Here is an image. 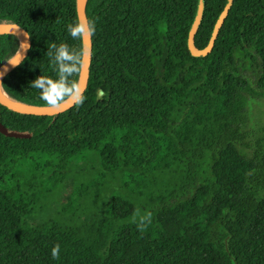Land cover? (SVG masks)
<instances>
[{
  "label": "trees",
  "instance_id": "trees-1",
  "mask_svg": "<svg viewBox=\"0 0 264 264\" xmlns=\"http://www.w3.org/2000/svg\"><path fill=\"white\" fill-rule=\"evenodd\" d=\"M227 2L206 0L198 47ZM198 3L87 0L83 103L0 104V121L29 134L0 131V264H264V124L250 109L264 97V0H234L203 57L188 46ZM77 19V0H0V24L34 41L3 83L11 99L46 106L29 82L56 78L51 44L84 50L67 31ZM20 46L0 35V68Z\"/></svg>",
  "mask_w": 264,
  "mask_h": 264
},
{
  "label": "water",
  "instance_id": "water-1",
  "mask_svg": "<svg viewBox=\"0 0 264 264\" xmlns=\"http://www.w3.org/2000/svg\"><path fill=\"white\" fill-rule=\"evenodd\" d=\"M234 0H228L224 10L220 13L217 22L215 24L211 39L207 46L200 48L196 44V35L200 29V26L203 22L205 10H206V0H199L197 12L190 28L188 46L193 56L203 57L208 55L214 48L216 40L219 36L220 30L222 29L230 10L233 6ZM78 12L80 16V21L87 23L90 21L88 12H87V0H77ZM3 25L0 27V35H15L20 38V41L25 42V47L18 50L15 56L22 55V59L18 64L13 66L9 62H7L4 66L0 68V104L7 107L10 110L29 115H56L62 113L66 110L71 109L76 105V103L68 99L66 100L59 109H52L48 106H30L20 102H17L11 99L3 88V83L7 76L14 71L17 67H19L28 57L30 52L34 47V41L32 39L31 33L16 24H0ZM84 40V61L85 64L82 70V76L80 79L79 86L82 90V94L84 96L90 82L91 73H92V48H93V40L92 34H85L83 37ZM26 48V49H25ZM14 56V57H15ZM3 93H5L10 100L4 98ZM0 131L9 137H28L29 134L23 133L17 130L9 129L5 124L0 121Z\"/></svg>",
  "mask_w": 264,
  "mask_h": 264
},
{
  "label": "clouds",
  "instance_id": "clouds-1",
  "mask_svg": "<svg viewBox=\"0 0 264 264\" xmlns=\"http://www.w3.org/2000/svg\"><path fill=\"white\" fill-rule=\"evenodd\" d=\"M95 30L94 22L89 21L87 25L77 19L74 23L69 24L67 31L73 39H82L85 34L91 35ZM26 49V48H25ZM49 57L55 65L56 78L39 75L29 82V87L40 90L39 98L46 106L52 109H59L68 99L73 100L76 104L83 103L85 97L76 80L70 79L74 73H79L84 66V50H77L66 43L59 45L51 44L48 49ZM22 59V55H17L8 60L15 66ZM103 95V90H97V99ZM149 219L148 216L140 218V225L144 226ZM59 245H55L51 254L53 257L59 255Z\"/></svg>",
  "mask_w": 264,
  "mask_h": 264
},
{
  "label": "rangeland",
  "instance_id": "rangeland-1",
  "mask_svg": "<svg viewBox=\"0 0 264 264\" xmlns=\"http://www.w3.org/2000/svg\"><path fill=\"white\" fill-rule=\"evenodd\" d=\"M250 109L253 122L257 125L264 124V97H257Z\"/></svg>",
  "mask_w": 264,
  "mask_h": 264
},
{
  "label": "bare ground",
  "instance_id": "bare-ground-1",
  "mask_svg": "<svg viewBox=\"0 0 264 264\" xmlns=\"http://www.w3.org/2000/svg\"><path fill=\"white\" fill-rule=\"evenodd\" d=\"M1 26H3V25H0V27H1ZM24 47H25V42L22 41V42H21V48H24ZM3 96H4L5 99L10 100V99L8 98V96H7L5 93H3Z\"/></svg>",
  "mask_w": 264,
  "mask_h": 264
}]
</instances>
